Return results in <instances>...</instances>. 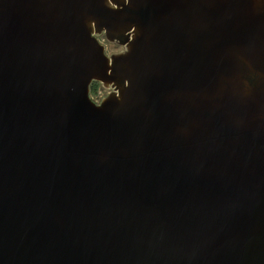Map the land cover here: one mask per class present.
I'll return each instance as SVG.
<instances>
[{"label":"water","instance_id":"obj_1","mask_svg":"<svg viewBox=\"0 0 264 264\" xmlns=\"http://www.w3.org/2000/svg\"><path fill=\"white\" fill-rule=\"evenodd\" d=\"M0 264H264V0H0Z\"/></svg>","mask_w":264,"mask_h":264},{"label":"rangeland","instance_id":"obj_2","mask_svg":"<svg viewBox=\"0 0 264 264\" xmlns=\"http://www.w3.org/2000/svg\"><path fill=\"white\" fill-rule=\"evenodd\" d=\"M118 51H120V48L117 45L109 44V43L107 44V52H108V54H112V53H115V52H118ZM99 91H100V97H103V96H105L107 94V91L102 89V87L99 88Z\"/></svg>","mask_w":264,"mask_h":264},{"label":"trees","instance_id":"obj_3","mask_svg":"<svg viewBox=\"0 0 264 264\" xmlns=\"http://www.w3.org/2000/svg\"><path fill=\"white\" fill-rule=\"evenodd\" d=\"M100 83L99 82H94L91 85V94H97L99 92V88H100Z\"/></svg>","mask_w":264,"mask_h":264},{"label":"flooded vegetation","instance_id":"obj_4","mask_svg":"<svg viewBox=\"0 0 264 264\" xmlns=\"http://www.w3.org/2000/svg\"><path fill=\"white\" fill-rule=\"evenodd\" d=\"M122 48H120V50H121ZM101 88V87H100ZM103 89V88H102ZM92 95V97H93V99L95 100V101H97V102H99L101 99H102V97H100V91L97 93V94H91Z\"/></svg>","mask_w":264,"mask_h":264}]
</instances>
